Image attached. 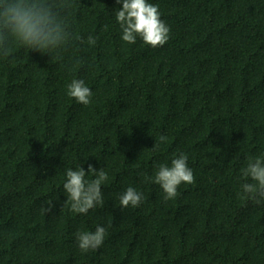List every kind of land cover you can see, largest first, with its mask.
<instances>
[{
	"label": "trees",
	"instance_id": "trees-1",
	"mask_svg": "<svg viewBox=\"0 0 264 264\" xmlns=\"http://www.w3.org/2000/svg\"><path fill=\"white\" fill-rule=\"evenodd\" d=\"M70 2L59 58L0 55V264H264V200L242 188L264 157V0H148L170 28L155 48L122 40V3ZM179 153L195 180L165 200L154 176ZM89 164L108 173L104 205L75 213L66 171ZM128 187L138 207L120 206ZM98 225L102 246L83 252L77 233Z\"/></svg>",
	"mask_w": 264,
	"mask_h": 264
},
{
	"label": "clouds",
	"instance_id": "clouds-1",
	"mask_svg": "<svg viewBox=\"0 0 264 264\" xmlns=\"http://www.w3.org/2000/svg\"><path fill=\"white\" fill-rule=\"evenodd\" d=\"M122 8L116 12V20L122 29V40L134 44L137 37L151 47H162L169 40L170 28L161 19L159 6L148 0H116ZM72 7L70 0H0V55L8 57L13 44H21L29 50L52 53L59 58L60 50L72 40L67 18L62 13ZM96 38L89 36L88 43L95 44ZM68 95L78 103L88 105L93 95L91 89L82 79H73L68 85ZM160 143L167 141L160 135ZM159 147L155 144L153 148ZM188 156L179 153L171 164H159L154 176V183L159 184L165 193L164 199H173L181 183L191 184L195 177L188 166ZM91 173L95 178L86 179ZM243 176L251 178L254 183H244L243 192L256 203L264 200V157L249 158L248 165L242 170ZM108 173L101 168L96 170L91 164L87 171L80 166L66 171L63 190L67 194L65 204L71 211L87 214L97 206L103 207L104 197L101 186L108 181ZM146 179H153L146 177ZM143 194L133 187H128L119 196L122 208L138 207L143 201ZM42 211L51 212L52 201H44ZM107 227H111L109 224ZM107 227L98 225L94 232L77 233L78 246L83 252L98 250L105 239Z\"/></svg>",
	"mask_w": 264,
	"mask_h": 264
}]
</instances>
